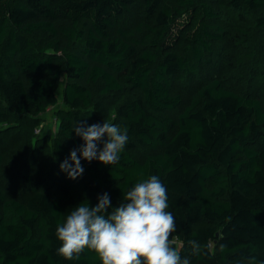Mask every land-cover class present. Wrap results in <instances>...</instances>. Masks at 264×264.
<instances>
[{
  "label": "trees",
  "instance_id": "16d2710c",
  "mask_svg": "<svg viewBox=\"0 0 264 264\" xmlns=\"http://www.w3.org/2000/svg\"><path fill=\"white\" fill-rule=\"evenodd\" d=\"M141 1L146 22L135 19L136 0H0V93L14 111L40 114L56 105L61 72H68L64 103L69 109L56 142L59 165L84 143L76 125H102L113 116L100 102L91 115L81 113L93 104L81 81L102 83L107 94L123 91L121 78L142 93L116 109L128 136L117 163L81 159L84 172L76 180L60 167L50 180L38 169L23 176L31 194L26 201L9 198L0 187V264H101L87 249L78 259L59 256L58 225L82 202L94 207L104 193L110 212L123 202V192L151 175L167 189L168 211L177 226L172 236L182 259L264 262L262 103L213 79L177 118L166 114L182 104L181 95L171 92L174 81L191 80L211 60L215 34L201 22L178 54L174 48L183 32L178 15L184 10L164 0ZM186 3L193 2H180ZM233 4L257 11L264 0ZM204 11L213 15L209 6ZM258 24L264 26V17ZM37 32L49 35L44 47L31 38ZM129 139L143 149L141 158L129 151L134 147ZM190 241L198 244V254Z\"/></svg>",
  "mask_w": 264,
  "mask_h": 264
},
{
  "label": "rangeland",
  "instance_id": "374dc122",
  "mask_svg": "<svg viewBox=\"0 0 264 264\" xmlns=\"http://www.w3.org/2000/svg\"><path fill=\"white\" fill-rule=\"evenodd\" d=\"M183 1L185 0H164L170 7L184 10L183 15H178L183 32L174 51L182 54L187 34L203 22L215 34L211 42L214 54L210 61L201 65L197 75L191 80L174 81L171 92L181 95L182 104L166 114L177 118L198 89L213 79L220 80L224 87L245 97L260 99L264 109V26L258 24L259 18L264 17V7L257 11L246 8L238 10L233 0H192V4L186 3L187 6L182 7L180 2ZM205 5L211 8L213 15L204 11ZM135 16V19L146 22L141 0H136ZM31 38L38 48L44 47L49 41V35L42 32H37ZM68 80V72L62 71L57 104L40 114H17L0 93V187L9 198L26 201L30 197L23 181L24 175L33 174L40 169L50 180L59 167L56 142L60 139V119L69 109L64 103V90ZM120 81L123 91L107 94L102 92V83L81 81L90 89L93 97V104L83 108L81 113L91 115L95 112L94 105L100 102L113 112V116L106 121L127 133V127L118 118L116 109L124 100L140 97L142 93L123 79L120 78ZM129 141L134 143L129 151L141 158L143 149L135 145L132 139ZM173 246L180 250V244Z\"/></svg>",
  "mask_w": 264,
  "mask_h": 264
},
{
  "label": "clouds",
  "instance_id": "9594fccd",
  "mask_svg": "<svg viewBox=\"0 0 264 264\" xmlns=\"http://www.w3.org/2000/svg\"><path fill=\"white\" fill-rule=\"evenodd\" d=\"M74 131L84 143L79 149L71 150L59 165L70 180L82 176L81 159L113 165L128 142L126 132L105 120L102 125L78 124ZM123 193V202L110 212L107 193L98 197L94 207L85 201L72 209L56 229V238L61 242L57 254L73 260L87 249L98 256L101 264H190L173 246L172 234L177 226L175 217L168 211L167 189L160 178L151 175ZM190 244L193 254H198V244L195 241Z\"/></svg>",
  "mask_w": 264,
  "mask_h": 264
}]
</instances>
